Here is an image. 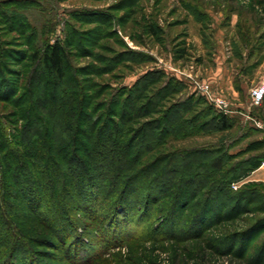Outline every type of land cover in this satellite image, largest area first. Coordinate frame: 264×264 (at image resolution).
I'll list each match as a JSON object with an SVG mask.
<instances>
[{
	"label": "rangeland",
	"instance_id": "obj_1",
	"mask_svg": "<svg viewBox=\"0 0 264 264\" xmlns=\"http://www.w3.org/2000/svg\"><path fill=\"white\" fill-rule=\"evenodd\" d=\"M56 41L69 51L68 82L75 85L70 136L80 127L79 82L85 88L82 94L92 95L86 104L94 119L100 113L91 110L96 103L107 101L122 87H132L148 72L161 70L180 81V89L162 102L160 110L191 105L185 117L193 121L189 127L194 134L166 136L167 141L152 152L163 159L160 169L191 166L200 159L189 151L204 148L216 151L234 181L226 184L219 178L214 187L194 194L201 179L194 172L184 179L191 197L187 206L170 207L168 199L180 190L175 189L158 194L148 216L146 212L134 216L143 198L135 199L139 203H131L132 208L118 202L92 204L96 189L86 182L88 196L79 206L71 201L69 211L58 205L60 221L64 217L74 224L75 231L68 233L72 242L79 236V254L61 244L34 213L18 212L25 216L15 218V223L28 237L50 235L54 240L43 245L33 240L35 264H264V100L260 106L251 103V90L264 80V0H0V89L7 90L2 92L5 100L0 97V118L11 132L25 120L16 112L18 101L6 99L22 94L24 109H35L30 96L45 84L40 61L30 57ZM53 81L47 87L50 94L55 93ZM203 82L211 85L212 93L227 98L234 112L220 110L200 89ZM162 83L151 85L146 95L153 97ZM221 113L230 115L232 128L220 130L212 120L213 114ZM159 115L153 112L133 127ZM88 120L84 127L91 130ZM16 203L27 208L22 201ZM45 208L41 213L47 216ZM138 216L141 221L136 222ZM6 256L0 252V264L17 263Z\"/></svg>",
	"mask_w": 264,
	"mask_h": 264
},
{
	"label": "trees",
	"instance_id": "obj_2",
	"mask_svg": "<svg viewBox=\"0 0 264 264\" xmlns=\"http://www.w3.org/2000/svg\"><path fill=\"white\" fill-rule=\"evenodd\" d=\"M149 28L153 33H157L154 24ZM70 43L72 41H67L68 45ZM68 52L60 41L49 43L39 51H35L30 58L32 61H40L43 70L42 80L45 84L42 88L36 89L35 95L33 93L32 97L30 96L35 109H24L23 102L20 101L21 94L14 99H6L18 101L19 111L16 112L19 120H25L21 128L17 127L18 125L14 126L11 132L0 118V247L2 246L0 252L3 255L7 254L6 258L11 256L17 261L15 264H35L34 260L37 259L31 257L33 240L41 241L42 243L38 244L42 245L43 242L54 244L50 235H38L33 239L28 237L21 226L15 223V218L25 216L18 215L19 211L34 213L44 222L47 229L57 235L61 244L63 242L65 246L69 245V249L79 250L77 249L79 236L75 235L76 240L72 242L70 238L72 235L68 233L71 230L75 231L74 224L69 222L71 220L67 217V219L63 217L60 221L59 215L61 206L69 211L73 210L71 201L74 202V207H77L78 203L88 196L85 189L86 182L88 186L91 185L96 189V192H92L94 194L92 204L98 205L105 201L114 205L118 202L122 206L132 208L131 203H139L136 200L143 198L145 202L143 205L140 204L134 216L141 215V212H146L148 216L152 206L159 200L158 194L170 193L175 189L180 190L168 199L170 207L176 209L184 204L187 206L191 197L187 190H184V179L194 172L197 178H201L195 184L194 194H200V190L207 186L214 187V183L216 184L219 178L224 179L226 184L234 181V178H229L231 169L224 167L221 158L214 155L216 151H207L204 148L189 151L191 157L200 159L191 166L182 164L178 166L179 168L168 172V168L160 169V161L163 159L153 156L152 152L167 141L166 136L186 138L194 134L190 129L194 125L193 121L190 117H185L187 113H191V105L185 104L178 110L173 106L168 111L160 110L162 102L169 100L180 89V81L168 77L161 70L148 72L132 87H122L112 93L107 101L96 103L91 110L100 113L94 119L89 118L88 109L91 107L86 104L90 99L89 96L92 95H83L85 88L79 82L77 117L80 127L79 132H74L70 136L69 132L74 123L71 110L76 106L77 101L76 93L72 91L75 85L71 86L68 82ZM129 52H133L134 55L137 53L132 50ZM52 78L53 82H56L53 84L54 94H50L47 88L52 84ZM166 78L168 80L163 81ZM158 82L163 83L152 93L153 97L146 95L145 91ZM12 90L11 93L16 92L17 89ZM4 91L7 90L0 89V97L5 96L2 93ZM2 99L5 100L3 97ZM189 99L190 97L184 101ZM153 112L160 115L151 121L139 123L138 127H133L138 119L149 117ZM210 114V112L203 113L204 116ZM115 116H118L119 120L116 121ZM195 116L197 115L192 113V117ZM212 116V120L217 122L220 130L232 128L230 115L221 113ZM86 119H90L88 123L91 130L84 127ZM49 122L51 127L48 126ZM149 127L152 128L150 134ZM50 135L52 138L49 137ZM181 152L177 151L183 155ZM172 158L173 154L166 158L167 162H171ZM164 179L167 183H164ZM142 188H146V192ZM16 201L26 203L27 208L18 207ZM43 207L47 208L49 215L41 213ZM126 210L125 213H129L127 208ZM31 218L29 217V220ZM136 218V222L141 221L140 217ZM45 221H48V224ZM77 253L79 254V251Z\"/></svg>",
	"mask_w": 264,
	"mask_h": 264
},
{
	"label": "built area",
	"instance_id": "obj_3",
	"mask_svg": "<svg viewBox=\"0 0 264 264\" xmlns=\"http://www.w3.org/2000/svg\"><path fill=\"white\" fill-rule=\"evenodd\" d=\"M200 89L206 93L215 105L222 111L226 113H233L234 110L231 107V103L220 94H214L211 90V85L209 83L199 84ZM264 100V80L260 82L256 87L251 90V103L253 106H260ZM250 117V116H249ZM251 118V117H250ZM262 126V125H261Z\"/></svg>",
	"mask_w": 264,
	"mask_h": 264
},
{
	"label": "crops",
	"instance_id": "obj_4",
	"mask_svg": "<svg viewBox=\"0 0 264 264\" xmlns=\"http://www.w3.org/2000/svg\"><path fill=\"white\" fill-rule=\"evenodd\" d=\"M223 82H224V78H223V80H222ZM229 87V86H228Z\"/></svg>",
	"mask_w": 264,
	"mask_h": 264
}]
</instances>
